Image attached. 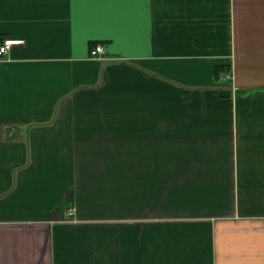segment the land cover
<instances>
[{"label":"crops","instance_id":"1","mask_svg":"<svg viewBox=\"0 0 264 264\" xmlns=\"http://www.w3.org/2000/svg\"><path fill=\"white\" fill-rule=\"evenodd\" d=\"M6 37L0 264H264V0H0Z\"/></svg>","mask_w":264,"mask_h":264},{"label":"built area","instance_id":"2","mask_svg":"<svg viewBox=\"0 0 264 264\" xmlns=\"http://www.w3.org/2000/svg\"><path fill=\"white\" fill-rule=\"evenodd\" d=\"M21 42L20 38L6 37L0 41V57L7 53L10 47L14 44H19ZM105 46L102 43L95 44L94 47L90 49V56L94 58H103L105 54ZM228 76V75H227Z\"/></svg>","mask_w":264,"mask_h":264}]
</instances>
